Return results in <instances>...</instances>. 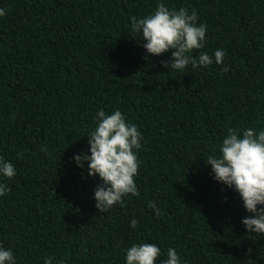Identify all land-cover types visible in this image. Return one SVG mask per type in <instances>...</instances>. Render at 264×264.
<instances>
[{
	"label": "trees",
	"instance_id": "1",
	"mask_svg": "<svg viewBox=\"0 0 264 264\" xmlns=\"http://www.w3.org/2000/svg\"><path fill=\"white\" fill-rule=\"evenodd\" d=\"M161 2L197 12L206 41L190 55L206 52L211 65L181 72L161 63L172 50L146 52L131 18ZM0 8V156L16 169L10 180L0 174L11 188L0 196V246L16 264H126L140 243L161 249L157 264L170 247L181 264H264V235L241 222L252 214L206 163L228 128L264 130V0H0ZM100 109H119L143 136L140 195L107 212L95 207L102 179L74 161L90 155Z\"/></svg>",
	"mask_w": 264,
	"mask_h": 264
},
{
	"label": "clouds",
	"instance_id": "2",
	"mask_svg": "<svg viewBox=\"0 0 264 264\" xmlns=\"http://www.w3.org/2000/svg\"><path fill=\"white\" fill-rule=\"evenodd\" d=\"M6 10L0 8V16ZM198 14L181 7L169 9L161 2L156 10L140 19L132 17V29L140 33L146 41L143 47L151 55L159 56L171 51V61H161L165 67L183 72L188 65L192 68L207 67L213 63V56L201 52L197 57L190 55L193 50L202 49L206 41V24H197ZM224 51L216 49L214 60L222 64ZM227 67L221 68L226 72ZM96 127L88 137L90 155H75L74 161L83 167L82 161H88V175H98L102 185L94 191L95 207L107 212L114 205L124 206V197L139 196L135 177L138 175L140 161L137 150L141 148L143 136L134 123H129L123 113L116 109L106 114L103 109L96 113ZM47 151L46 146L41 147ZM220 155H210L207 164L211 165L214 179L229 188H234L240 195L243 206L252 215L242 219V224L250 233L264 235V130L254 128L243 130L228 128L227 135L219 148ZM22 153L18 156L22 157ZM0 174L9 180L16 175L14 165L0 156ZM11 188L0 183V196L10 192ZM149 207L156 216L160 209L154 202ZM137 221H131L133 229ZM249 251H251L249 249ZM161 249L154 243L133 244L126 250V264H157ZM0 264H16L11 249L0 246ZM44 264H52V258L46 257ZM160 264H181L175 249L167 250V259Z\"/></svg>",
	"mask_w": 264,
	"mask_h": 264
}]
</instances>
